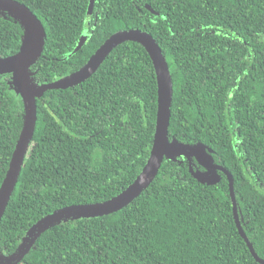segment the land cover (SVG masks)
I'll return each mask as SVG.
<instances>
[{
	"label": "trees",
	"instance_id": "obj_1",
	"mask_svg": "<svg viewBox=\"0 0 264 264\" xmlns=\"http://www.w3.org/2000/svg\"><path fill=\"white\" fill-rule=\"evenodd\" d=\"M17 1L46 30L30 68L35 86L80 69L117 31L153 35L173 79L169 137L202 144L232 175L243 230L264 259V0H94L91 10V0ZM22 36L20 21L0 11V58L16 54ZM157 112L155 67L135 41L117 46L84 83L47 91L0 223V264L16 262L41 219L132 185L151 156ZM25 118L13 75H0V188ZM192 171L220 180L200 182ZM16 264L260 263L238 229L227 176L189 152L165 158L121 210L52 224Z\"/></svg>",
	"mask_w": 264,
	"mask_h": 264
},
{
	"label": "water",
	"instance_id": "obj_2",
	"mask_svg": "<svg viewBox=\"0 0 264 264\" xmlns=\"http://www.w3.org/2000/svg\"><path fill=\"white\" fill-rule=\"evenodd\" d=\"M93 3L94 0H91L90 10L92 9ZM0 11L7 12L19 20L23 26V36L19 51L14 55L0 58V75H13L16 92L21 95L24 102L26 117L12 155L9 169L0 188V223L18 184L26 155L33 140L38 121V100L47 91L65 90L84 83L98 71L106 58L117 46L127 41L139 42L146 48L154 64L158 83V112L154 145L148 163L141 175L123 193L115 198L97 204L66 207L38 221L30 228L28 234L30 235L35 230H37V232L27 244L21 256L13 264L21 261L24 255L32 248L36 240L52 224L60 223L62 220L67 221L70 219L75 220L84 217L109 215L121 210L137 199L153 183L165 158H175L180 154L188 156L189 152L193 154L201 166L217 169L225 173L230 183L234 216L240 234L246 241L256 261L260 264H264V259L258 256L243 230L238 213L232 175L223 166L213 163L212 155L202 144H199L197 147H192L188 144L171 140L169 137L174 94L173 79L162 48L152 34L140 29L117 31L105 40L80 69L51 83L35 86L31 80L32 73L30 72V68L44 52L46 45L45 27L28 6L17 0H0ZM87 33L88 28L84 30L82 40L87 38ZM192 174L200 182H209L212 185L217 184L220 180L216 173L203 176L196 175L192 171Z\"/></svg>",
	"mask_w": 264,
	"mask_h": 264
}]
</instances>
